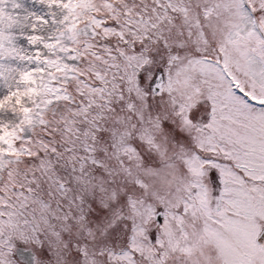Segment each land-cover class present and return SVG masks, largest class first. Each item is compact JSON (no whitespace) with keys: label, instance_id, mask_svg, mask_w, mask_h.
<instances>
[{"label":"snow or ice","instance_id":"1","mask_svg":"<svg viewBox=\"0 0 264 264\" xmlns=\"http://www.w3.org/2000/svg\"><path fill=\"white\" fill-rule=\"evenodd\" d=\"M0 264H264V0H0Z\"/></svg>","mask_w":264,"mask_h":264}]
</instances>
